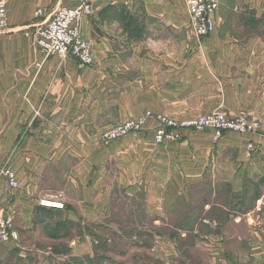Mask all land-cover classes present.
<instances>
[{
    "label": "crops",
    "instance_id": "crops-1",
    "mask_svg": "<svg viewBox=\"0 0 264 264\" xmlns=\"http://www.w3.org/2000/svg\"><path fill=\"white\" fill-rule=\"evenodd\" d=\"M0 1V173L7 167L20 185L6 192L0 175V219L17 236L43 226L38 204L56 193L60 220L85 229L108 220L118 196L144 206L147 219L165 195L205 184L206 217L177 235L203 251L196 264H264V0H218L215 30L203 39L188 28L185 0H91L93 16L79 23L94 48L84 69L42 56L34 42L56 10L75 2ZM215 111L260 128L219 139L181 131L157 145L149 120L139 133L100 141L146 113L184 120Z\"/></svg>",
    "mask_w": 264,
    "mask_h": 264
},
{
    "label": "rangeland",
    "instance_id": "rangeland-1",
    "mask_svg": "<svg viewBox=\"0 0 264 264\" xmlns=\"http://www.w3.org/2000/svg\"><path fill=\"white\" fill-rule=\"evenodd\" d=\"M206 186L202 184L201 188H193L187 195L172 193L165 195L158 208H150L147 219L144 206L142 209L140 204L118 196V203L110 218L103 220L100 227L80 229L71 226L68 236L58 239L48 238L40 226L29 230L18 229L16 240L0 241V264H196L202 262L203 251L192 249L193 244H188L187 239H178L177 235L188 236L187 233L191 231L196 220L206 217L203 208L211 198V189ZM56 195L58 194H54L53 197ZM230 199V197H221V203L229 204ZM63 200L62 195V202ZM39 214L43 223L52 224V213ZM158 221L159 224L164 225H159ZM197 229L202 233L208 232L205 227ZM9 230L13 229L9 226ZM174 251L182 252V259L175 260Z\"/></svg>",
    "mask_w": 264,
    "mask_h": 264
},
{
    "label": "built area",
    "instance_id": "built-area-1",
    "mask_svg": "<svg viewBox=\"0 0 264 264\" xmlns=\"http://www.w3.org/2000/svg\"><path fill=\"white\" fill-rule=\"evenodd\" d=\"M74 7H65L56 10L49 20L38 29L35 45L42 56H57L71 59L80 69L91 67L94 64V48L90 41L85 39L80 31L79 23L83 18L93 16L91 0H72ZM188 15V28L197 39L208 37L215 30V16L218 12V0H186ZM40 11L35 13L38 17ZM7 28L6 5L0 1V34ZM155 123L154 140L157 145L165 141H177L181 131L204 132L212 131L215 139L221 138L225 133L252 134L257 133L259 123L252 122L244 116L229 117L222 111H215L184 120L146 113L139 119L128 120L118 124L112 129L100 134V141L104 145L123 139L128 135L139 133L147 121ZM0 175L4 178L5 191L11 192L19 189L20 185L13 173L6 167ZM41 207L62 209V195L58 194L52 199L39 202ZM10 221L0 219V241L16 240L17 233L9 230Z\"/></svg>",
    "mask_w": 264,
    "mask_h": 264
},
{
    "label": "trees",
    "instance_id": "trees-1",
    "mask_svg": "<svg viewBox=\"0 0 264 264\" xmlns=\"http://www.w3.org/2000/svg\"><path fill=\"white\" fill-rule=\"evenodd\" d=\"M112 8V7H111ZM129 25V23H128ZM135 29H132V38H136L137 36L135 35ZM134 33V34H133ZM264 179L260 180V184L263 183ZM256 198V196L254 197ZM39 208L44 210L46 213H52V224L49 223H43L42 229L46 233L47 237L50 239H58L62 237H67L69 234V224L66 221L60 220L61 217V212L64 210L65 206H63L62 209H54V208H46V207H41L38 205Z\"/></svg>",
    "mask_w": 264,
    "mask_h": 264
},
{
    "label": "bare ground",
    "instance_id": "bare-ground-1",
    "mask_svg": "<svg viewBox=\"0 0 264 264\" xmlns=\"http://www.w3.org/2000/svg\"><path fill=\"white\" fill-rule=\"evenodd\" d=\"M74 7V6H73Z\"/></svg>",
    "mask_w": 264,
    "mask_h": 264
}]
</instances>
